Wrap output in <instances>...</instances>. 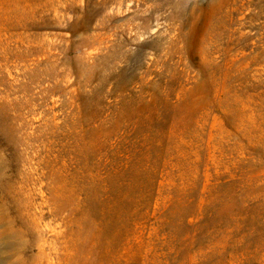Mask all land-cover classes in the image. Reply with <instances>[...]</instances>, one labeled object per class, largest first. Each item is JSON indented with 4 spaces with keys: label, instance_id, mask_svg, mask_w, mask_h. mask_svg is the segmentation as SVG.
Segmentation results:
<instances>
[{
    "label": "rangeland",
    "instance_id": "obj_1",
    "mask_svg": "<svg viewBox=\"0 0 264 264\" xmlns=\"http://www.w3.org/2000/svg\"><path fill=\"white\" fill-rule=\"evenodd\" d=\"M0 264H264V0H0Z\"/></svg>",
    "mask_w": 264,
    "mask_h": 264
}]
</instances>
